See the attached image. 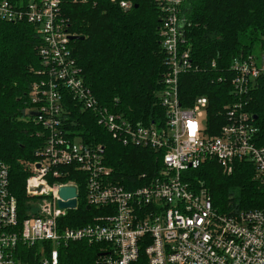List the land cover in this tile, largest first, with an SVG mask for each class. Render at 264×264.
I'll return each mask as SVG.
<instances>
[{
	"label": "built area",
	"instance_id": "built-area-1",
	"mask_svg": "<svg viewBox=\"0 0 264 264\" xmlns=\"http://www.w3.org/2000/svg\"><path fill=\"white\" fill-rule=\"evenodd\" d=\"M90 1L0 0L1 21L30 23L39 34L40 65L34 69L37 77L30 85L25 113L45 134L26 180L28 199H43L37 205L26 204L28 215L21 222L9 188L8 165L0 159V264H60L59 247L74 241L98 244L94 264H133L141 251L147 264H264V207L220 210L202 183L193 184L185 173L207 160L231 173L236 162L247 161L264 183V119L248 109L253 91L264 89V48L232 59V98L219 111L217 133L209 134L208 97L197 96L189 105H182L179 97L180 75L201 68L192 61L187 43L185 0H154L166 66L158 95L163 120L133 124L98 102L75 56L62 4ZM118 4L129 9L132 2ZM69 103L90 112L122 145L153 151L160 161L155 173L135 174L139 184L132 188L114 182L104 145L69 128L75 123ZM78 171L85 174L87 206L99 212L91 221L70 226L67 212L78 207L79 192L69 179ZM68 185L76 188L75 208L58 205L59 188ZM43 242L51 247L46 249ZM18 243L38 246L23 260L15 257Z\"/></svg>",
	"mask_w": 264,
	"mask_h": 264
},
{
	"label": "trees",
	"instance_id": "trees-1",
	"mask_svg": "<svg viewBox=\"0 0 264 264\" xmlns=\"http://www.w3.org/2000/svg\"><path fill=\"white\" fill-rule=\"evenodd\" d=\"M118 1L62 4L69 32L84 36L71 41L75 56L102 106L133 124H160L163 109L158 95L166 69L158 36L160 11L154 0H130L129 9L121 8ZM182 15L191 59L201 68L180 75V102L189 105L197 96H207L208 133L215 134L220 124L219 111L232 98V59L251 52L254 44L264 48V0H185ZM39 42V34L30 23L0 20V159L8 165L9 188L17 200L20 222L29 209L26 180L30 171L25 163L36 159L34 153L43 145L45 136L25 113L30 105V85L37 77L34 69L40 65ZM213 60L215 66L211 67ZM252 94L248 109L264 119V89ZM67 108L71 109L70 120L75 122L69 128L87 141L104 145L105 162L112 169L114 182L132 188L139 184L135 174L155 173L160 161L153 151L122 145L96 123L90 112H81L70 103ZM185 173L193 184L202 183L220 210L264 207V183L256 177L252 163L238 161L226 175L216 161L207 160ZM84 176L78 171L69 179L77 184L79 192L78 207L67 212L66 223L70 226L91 221L99 212L94 207L87 209ZM43 244L46 249L51 247L49 242ZM37 246L28 248L18 243L15 257L26 260ZM97 255L98 244L85 241L59 247L60 264H94ZM133 264H147L142 251Z\"/></svg>",
	"mask_w": 264,
	"mask_h": 264
},
{
	"label": "water",
	"instance_id": "water-1",
	"mask_svg": "<svg viewBox=\"0 0 264 264\" xmlns=\"http://www.w3.org/2000/svg\"><path fill=\"white\" fill-rule=\"evenodd\" d=\"M69 38L71 40H81L84 38L83 35H75V34H71L69 36ZM31 115H35L36 112H30ZM253 118H257V115L254 114ZM37 167H39V164H36ZM41 188L38 187L37 190H39ZM58 194L60 196V199L58 200V205L61 208H75L76 206V188L73 185H68V186H62L59 188ZM87 209H90L89 206H87Z\"/></svg>",
	"mask_w": 264,
	"mask_h": 264
},
{
	"label": "rangeland",
	"instance_id": "rangeland-1",
	"mask_svg": "<svg viewBox=\"0 0 264 264\" xmlns=\"http://www.w3.org/2000/svg\"><path fill=\"white\" fill-rule=\"evenodd\" d=\"M95 2V1H94ZM93 3V2H92ZM260 50V45H258V44H254V46H253V49H252V52H258ZM31 162H27V163H25L26 164V166H27V168L29 169V171H30V175H31V173H32V169H31V164H30ZM222 169V168H221ZM222 172H224L223 170H222ZM225 173V172H224ZM226 175H228V174H230V173H225ZM28 197H29V195L26 193V198H27V201H26V204H30V205H37V204H39L41 201H42V199L43 198H38V197H33V198H29L28 199Z\"/></svg>",
	"mask_w": 264,
	"mask_h": 264
}]
</instances>
